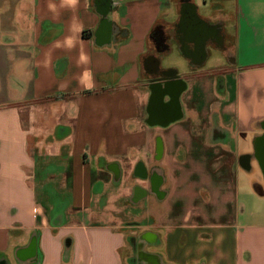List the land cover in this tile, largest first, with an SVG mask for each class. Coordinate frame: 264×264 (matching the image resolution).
<instances>
[{"label": "crops", "instance_id": "0c3cea01", "mask_svg": "<svg viewBox=\"0 0 264 264\" xmlns=\"http://www.w3.org/2000/svg\"><path fill=\"white\" fill-rule=\"evenodd\" d=\"M0 264H264V0H0Z\"/></svg>", "mask_w": 264, "mask_h": 264}, {"label": "rangeland", "instance_id": "374dc122", "mask_svg": "<svg viewBox=\"0 0 264 264\" xmlns=\"http://www.w3.org/2000/svg\"><path fill=\"white\" fill-rule=\"evenodd\" d=\"M240 175H242V174H240ZM248 183H249V178L247 176H242L239 179V188H240V191H241L242 194L245 193L248 190ZM244 199H245V203L247 204V208L248 209L246 208L247 211L243 213L241 211V208H238V212L240 213L241 220L244 219V218H247L250 215L251 210L256 208L255 207V208L250 209L252 207V205L255 203L254 198L252 197V195L248 196V197H246ZM243 214H245L247 216L246 217H242ZM99 250H101V248H99Z\"/></svg>", "mask_w": 264, "mask_h": 264}, {"label": "clouds", "instance_id": "9594fccd", "mask_svg": "<svg viewBox=\"0 0 264 264\" xmlns=\"http://www.w3.org/2000/svg\"><path fill=\"white\" fill-rule=\"evenodd\" d=\"M78 3H79V0H61V7H68V8L75 9L77 7ZM49 9L51 11L55 12L56 11V5L50 3ZM67 46L69 48H71L73 46V42L71 39L67 40ZM80 59H81V62H85V63L88 62V60H89V58L84 54H81ZM87 75H89V77H91L90 72H88Z\"/></svg>", "mask_w": 264, "mask_h": 264}, {"label": "flooded vegetation", "instance_id": "af4514ba", "mask_svg": "<svg viewBox=\"0 0 264 264\" xmlns=\"http://www.w3.org/2000/svg\"><path fill=\"white\" fill-rule=\"evenodd\" d=\"M186 21H187L186 24L189 25V26H193L194 27L195 25H197L195 19L192 16H190V15L186 16Z\"/></svg>", "mask_w": 264, "mask_h": 264}]
</instances>
